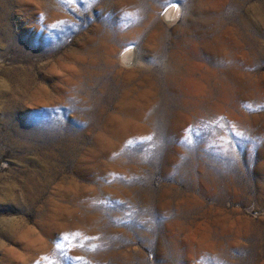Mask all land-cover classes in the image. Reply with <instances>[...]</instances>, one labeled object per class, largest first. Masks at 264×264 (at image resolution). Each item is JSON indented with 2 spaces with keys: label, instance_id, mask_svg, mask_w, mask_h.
I'll return each instance as SVG.
<instances>
[{
  "label": "rangeland",
  "instance_id": "obj_1",
  "mask_svg": "<svg viewBox=\"0 0 264 264\" xmlns=\"http://www.w3.org/2000/svg\"><path fill=\"white\" fill-rule=\"evenodd\" d=\"M0 264H264V0H0Z\"/></svg>",
  "mask_w": 264,
  "mask_h": 264
},
{
  "label": "bare ground",
  "instance_id": "obj_2",
  "mask_svg": "<svg viewBox=\"0 0 264 264\" xmlns=\"http://www.w3.org/2000/svg\"><path fill=\"white\" fill-rule=\"evenodd\" d=\"M173 14V9L168 12V15Z\"/></svg>",
  "mask_w": 264,
  "mask_h": 264
},
{
  "label": "snow or ice",
  "instance_id": "obj_3",
  "mask_svg": "<svg viewBox=\"0 0 264 264\" xmlns=\"http://www.w3.org/2000/svg\"><path fill=\"white\" fill-rule=\"evenodd\" d=\"M188 131H191V129H189ZM63 239H67V237L65 236V237H62Z\"/></svg>",
  "mask_w": 264,
  "mask_h": 264
}]
</instances>
